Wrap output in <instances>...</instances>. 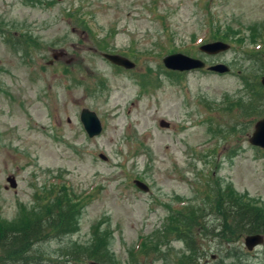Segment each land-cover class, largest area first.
Returning <instances> with one entry per match:
<instances>
[{"label": "rangeland", "instance_id": "1", "mask_svg": "<svg viewBox=\"0 0 264 264\" xmlns=\"http://www.w3.org/2000/svg\"><path fill=\"white\" fill-rule=\"evenodd\" d=\"M215 41L226 49L199 51ZM173 53L229 71L165 69ZM263 60L264 0H0V221L60 190L80 205L35 248L45 258L78 255L95 236L111 264H264V244L247 256L244 233L217 237L219 201L264 217V152L247 142L264 102L241 106L245 81L262 92ZM82 108L98 136L85 135ZM175 216L180 232L197 218L196 252L169 241Z\"/></svg>", "mask_w": 264, "mask_h": 264}, {"label": "trees", "instance_id": "2", "mask_svg": "<svg viewBox=\"0 0 264 264\" xmlns=\"http://www.w3.org/2000/svg\"><path fill=\"white\" fill-rule=\"evenodd\" d=\"M14 41L16 48L22 43L27 44V42H19L17 37ZM253 83H257V81ZM253 83L251 85L250 81H245L243 84L246 97L248 96L250 100L241 106L244 108L252 107L254 111H258L261 106L259 102H264V95L262 92L256 91ZM67 196L71 197L58 190L55 195L44 197L36 210H30L27 213L18 215L17 221L12 224L6 225V223L0 221V264H111L108 263L106 254L101 251L105 244L100 245L99 238L95 236L88 247L83 248L84 250L78 255L69 253L66 254L67 256L61 254L55 258H45L43 253L35 249L42 241L63 233L67 223L71 225L73 214H78L80 204L77 200L79 199H70L69 197L67 199ZM222 203V201L217 203V215L224 221V228H220V233L217 235L218 238L222 239L230 236L234 238V236L238 237L243 233L245 235L264 233V217L261 210L253 212L252 208L236 206H233V209H228ZM256 213H259V215H256ZM233 214L235 216L230 217ZM169 220L174 221L167 230L170 238H172L169 241H181L186 245L185 247H189L191 252H196L194 247L195 240L190 232L191 227L194 228L197 225V218L195 217L194 220L184 219L186 231L183 232L173 229L177 223L183 221L181 216L170 217ZM229 221L234 222L232 229ZM149 249L146 248L144 250L143 256H149Z\"/></svg>", "mask_w": 264, "mask_h": 264}, {"label": "water", "instance_id": "3", "mask_svg": "<svg viewBox=\"0 0 264 264\" xmlns=\"http://www.w3.org/2000/svg\"><path fill=\"white\" fill-rule=\"evenodd\" d=\"M226 47H227L226 44L222 42H213L200 46L199 50L207 54H215L219 51L225 50ZM62 54H63L62 52L53 53L51 56L52 60L57 59V57H59ZM102 57L108 60L110 63L120 66L124 69H129L133 67V64L128 59L119 57L117 55L102 54ZM161 62L165 68L171 70H177V71L201 69L204 66L202 61L184 56L179 53L167 55L162 58ZM263 65H264V60H263ZM206 69L208 71H213L217 73L226 72L228 70L227 67H225L222 64L211 65L208 66ZM260 84L264 92V77L260 79ZM78 119L80 124L82 125L84 132L89 138L96 136L100 133L101 130L100 123L94 112L86 108H82L79 112ZM159 124L165 127L167 126V124L162 121H160ZM247 141L250 145L259 147L264 150V117L257 120L254 123L253 131L251 132ZM5 181L8 183L10 188H14L16 185L15 180L12 176H8L5 179ZM133 183L139 190L147 191V187L144 183L138 180H134ZM261 242L262 240L259 235H251V236H246L244 238V245L248 250L251 249V247L254 245L261 244Z\"/></svg>", "mask_w": 264, "mask_h": 264}, {"label": "flooded vegetation", "instance_id": "4", "mask_svg": "<svg viewBox=\"0 0 264 264\" xmlns=\"http://www.w3.org/2000/svg\"><path fill=\"white\" fill-rule=\"evenodd\" d=\"M262 238H263V241H264V233L262 234ZM231 242V241H230ZM232 244V243H231ZM264 244V243H263ZM263 244L261 245V246H263ZM250 251H245V253H247V256H248V253H249ZM252 259H253V257H251ZM211 259L212 260H214V261H217V257L216 256H214V255H212L211 256ZM203 263H207V261H203Z\"/></svg>", "mask_w": 264, "mask_h": 264}]
</instances>
